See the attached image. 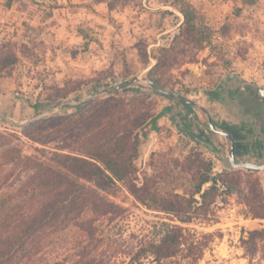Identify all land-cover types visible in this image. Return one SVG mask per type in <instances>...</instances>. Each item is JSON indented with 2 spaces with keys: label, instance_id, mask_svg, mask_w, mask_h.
Returning <instances> with one entry per match:
<instances>
[{
  "label": "rangeland",
  "instance_id": "1",
  "mask_svg": "<svg viewBox=\"0 0 264 264\" xmlns=\"http://www.w3.org/2000/svg\"><path fill=\"white\" fill-rule=\"evenodd\" d=\"M190 2L214 31L212 44L197 51L192 59H175L156 74L149 72L155 56L169 47L183 19L168 4L130 0L109 10L106 4L94 6L93 0H0V56L8 50L18 58L12 75L0 77V111L17 121L24 120L54 104L46 99L54 87L69 91L61 100L75 99L139 73L151 75L164 86L212 109L206 89L232 78L264 79V0L251 5L241 0ZM51 4L58 7L51 8ZM98 78L103 79L96 81ZM97 98H107L105 103L112 106V98L124 104L120 109L113 107L109 117L112 121L117 120L119 113L115 112L125 107L133 115L141 112L149 116L139 131L141 150L135 160L134 184L141 185L152 172V153L183 158L193 150L208 159V153L168 114L160 116L156 128L151 129L150 119L172 103L160 91L134 82ZM95 107L87 104L80 110L61 111L60 118L48 117L60 107L22 126L0 116V132L10 138L0 146V194H13L23 188L27 199L23 210H31L40 198L34 186L36 174H32L33 169L22 171L3 164L1 153L16 146L23 154L54 165L52 152L73 151L66 147L64 138L75 129H71L68 122L72 120L65 115L82 113L85 120H90L96 117ZM74 120L77 128L78 117ZM184 124L192 126L189 121ZM104 129L110 126L106 124ZM144 130L147 136L141 135ZM221 178L230 189L221 185L212 213L184 224L198 235L211 234L197 264H264V239L254 253H248L242 243L248 230L264 228V219L250 216L243 202L249 182L258 184L264 192V171L239 169ZM129 185L118 183L112 190H102L86 183L84 195L89 205L83 214L66 228L38 240L31 260L22 264H153L147 259L131 261L130 252L156 237L157 226L168 220L167 214L142 204ZM165 263L182 264L178 259Z\"/></svg>",
  "mask_w": 264,
  "mask_h": 264
},
{
  "label": "trees",
  "instance_id": "2",
  "mask_svg": "<svg viewBox=\"0 0 264 264\" xmlns=\"http://www.w3.org/2000/svg\"><path fill=\"white\" fill-rule=\"evenodd\" d=\"M129 1L93 0L104 2L109 10L122 7ZM158 1L172 6L183 17L169 47L155 56L156 62L149 69L150 73L161 74L160 71L175 59H192L197 51L210 46L214 31L190 0ZM241 1L249 5L257 2ZM50 7L58 6L51 4ZM236 9L240 11L241 8ZM79 32L82 34L81 30ZM17 59L11 51L3 52L0 56V77L12 75ZM149 77L158 81L151 75ZM68 94L69 91L57 86L46 95V99L55 103ZM106 99L95 98L76 106H63L59 112L48 116L60 118L61 111L80 110L87 104H96V117L93 119L85 120L84 115L77 112L65 115L72 120L68 122L71 129H75L74 133L64 138L66 147L73 151L52 152L50 158L54 165L37 156L23 154L16 146L8 147L1 153L3 164L19 167L22 171L33 169L32 174H36L34 186L40 198L31 210L26 211L22 206L27 200L23 188H17L13 194H0V264H22L31 260L38 240L74 223L89 205L84 195L86 183L102 190H112L118 183L124 182H130L129 189L142 204L164 212L168 218L159 222L155 238L142 242L130 252V260L140 262L147 259L153 264H166V260L170 259H178L182 264H197L200 260L211 241V234L198 235L184 224L208 217L220 195L221 185L229 190L230 184L221 178L222 175L213 177L210 160L202 152L193 150L183 158L152 153V172L143 178L141 185L134 184L132 180L137 172L135 160L141 150L139 131L149 116L141 112L133 115L123 107L124 110L115 112L119 113L117 120L112 121L109 117L113 107L120 109L124 104L112 98L115 100L112 106L105 103ZM77 117L79 126L74 128ZM106 124L110 129H104ZM147 133L141 131L143 136ZM9 140L8 134L0 132V146ZM249 183L243 200L247 212L253 218L264 219V192L258 184ZM263 239L264 228H254L247 231L242 243L248 253H254L258 242Z\"/></svg>",
  "mask_w": 264,
  "mask_h": 264
},
{
  "label": "flooded vegetation",
  "instance_id": "3",
  "mask_svg": "<svg viewBox=\"0 0 264 264\" xmlns=\"http://www.w3.org/2000/svg\"><path fill=\"white\" fill-rule=\"evenodd\" d=\"M205 94L216 107L213 110L206 103L194 100L209 110L213 123L226 133L212 129L203 116L186 103L177 102L182 107L174 110L171 117L183 133L208 153L211 175L217 178L239 169L263 172L264 79H228L206 89ZM180 111L192 126L180 120Z\"/></svg>",
  "mask_w": 264,
  "mask_h": 264
},
{
  "label": "water",
  "instance_id": "4",
  "mask_svg": "<svg viewBox=\"0 0 264 264\" xmlns=\"http://www.w3.org/2000/svg\"><path fill=\"white\" fill-rule=\"evenodd\" d=\"M134 82L143 83L150 88L156 89V90L160 91L161 93L165 94L166 96H168L169 98H171L172 100L191 105L197 113H199L203 116V118H204V120L208 126H210L214 130L226 133L224 130H222L220 127L216 126L213 123L209 110L203 104H201L200 102L188 97L185 94L179 93L177 91H174L173 89H170V88L164 86L160 82L150 78L147 75H144L143 73H139L138 75L132 76V77L125 79L119 83L110 84V85H108V86H106L100 90L94 91L92 93L86 94L84 96H81V97H78L75 99L58 101V102H56L50 106L43 108L42 110L38 111L37 113L33 114L32 116H29L28 118H26L24 120L17 121L15 119H12V118L8 117L6 114H4L2 111H0V116L3 117L10 124L22 126V125L30 123L34 120H37L41 117H44V116L48 115L50 112L59 109L60 107L79 105L85 101L100 97V96H102V95H104V94H106L112 90H115L117 88L129 85V84L134 83ZM163 113H164V110H162L158 114L154 115L150 119V124H151L152 130L156 128L157 119ZM209 184L210 183H207V185H209Z\"/></svg>",
  "mask_w": 264,
  "mask_h": 264
},
{
  "label": "crops",
  "instance_id": "5",
  "mask_svg": "<svg viewBox=\"0 0 264 264\" xmlns=\"http://www.w3.org/2000/svg\"><path fill=\"white\" fill-rule=\"evenodd\" d=\"M92 4H93L94 6H96L97 4H105V3H104V2H98V3L93 2ZM177 102H178V101L172 100V103H170L168 106H166L165 109H163V110H164V113H163V114H168L169 117H170V120H171L172 122H174V121L172 120L171 113H172L174 110H176V109H179V110H180L181 107H182V105L179 104V103H177ZM214 108H216V107L213 105L212 110H213ZM161 111H162V110H161ZM163 114H162V115H163ZM162 115H161V116H162ZM178 117L180 118V120H182V121H184V122L187 121L186 118L181 114V111L179 112Z\"/></svg>",
  "mask_w": 264,
  "mask_h": 264
}]
</instances>
